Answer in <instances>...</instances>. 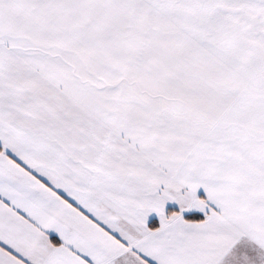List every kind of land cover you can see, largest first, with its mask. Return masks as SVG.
I'll list each match as a JSON object with an SVG mask.
<instances>
[{"label":"snow or ice","instance_id":"obj_1","mask_svg":"<svg viewBox=\"0 0 264 264\" xmlns=\"http://www.w3.org/2000/svg\"><path fill=\"white\" fill-rule=\"evenodd\" d=\"M0 264H264V0H0Z\"/></svg>","mask_w":264,"mask_h":264}]
</instances>
